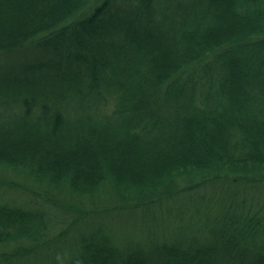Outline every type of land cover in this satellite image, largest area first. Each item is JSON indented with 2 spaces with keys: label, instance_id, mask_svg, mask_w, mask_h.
Segmentation results:
<instances>
[{
  "label": "trees",
  "instance_id": "obj_1",
  "mask_svg": "<svg viewBox=\"0 0 264 264\" xmlns=\"http://www.w3.org/2000/svg\"><path fill=\"white\" fill-rule=\"evenodd\" d=\"M0 56V184L75 201L76 230L64 252L43 205L0 196V264H264L243 197L264 188V0H0ZM181 197L210 233L123 244L88 216Z\"/></svg>",
  "mask_w": 264,
  "mask_h": 264
},
{
  "label": "rangeland",
  "instance_id": "obj_2",
  "mask_svg": "<svg viewBox=\"0 0 264 264\" xmlns=\"http://www.w3.org/2000/svg\"><path fill=\"white\" fill-rule=\"evenodd\" d=\"M4 62L5 59L0 56V64H4ZM8 176L7 182L0 184V196L2 200L14 201L26 207H32L31 205L33 204L43 205L44 209L46 208L49 215L51 214L52 216L50 237L55 238L59 234L64 233L63 238L57 240L55 245L56 248L67 252L76 230L71 229L73 215L69 210L66 212L65 206H67V204L72 205L71 203L74 204L75 201L66 199L62 196L59 201L50 202L48 201V195L45 193V188L40 189L32 183H27V181L23 180L21 177H18V179L16 175L8 174ZM209 194H212L209 200L214 203L215 206L219 205L220 202L221 207L223 204L225 205L228 203L227 195H225L227 193L223 188L214 190V192H208L206 195ZM243 194H245L243 197L249 202L248 205L251 204L254 208L253 211L259 210L263 215L264 188L255 191L247 190L243 192ZM54 195L56 196V194ZM239 195H241V192ZM179 202L180 203H169L164 208H160L149 214H143L124 208L120 209L117 206L118 203L115 201L112 203L102 201L103 205L99 209L100 213L98 212L96 214L93 206L86 205L85 207L88 213H90L93 208L94 214H89L88 216L94 219H104L106 226L113 231L117 236V240L123 244L127 243L129 240H134L136 242L146 241L154 234L169 236L173 232L179 231L180 228L185 231H190L191 234L196 232V235L210 233L208 228H199V225L208 220V214L212 212V210L207 212V207L213 208V206L205 204L204 207H202V203H198L197 200L192 202L195 204L187 203L183 197H181ZM188 207L191 208V210H189ZM192 210H194V212H192ZM202 210L204 213H202ZM217 211L218 208L216 207V214H218ZM38 251H42L41 245Z\"/></svg>",
  "mask_w": 264,
  "mask_h": 264
}]
</instances>
